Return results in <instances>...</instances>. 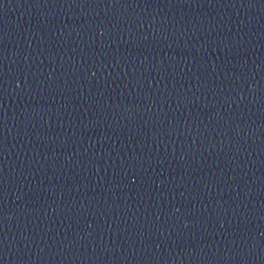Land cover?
Wrapping results in <instances>:
<instances>
[{"label": "water", "instance_id": "obj_1", "mask_svg": "<svg viewBox=\"0 0 264 264\" xmlns=\"http://www.w3.org/2000/svg\"><path fill=\"white\" fill-rule=\"evenodd\" d=\"M0 117L264 173V0H0Z\"/></svg>", "mask_w": 264, "mask_h": 264}]
</instances>
